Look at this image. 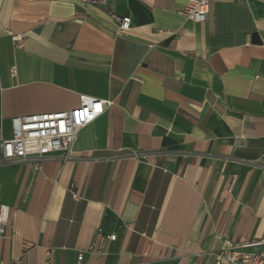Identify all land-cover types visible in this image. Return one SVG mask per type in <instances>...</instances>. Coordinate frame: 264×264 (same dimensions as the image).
Returning a JSON list of instances; mask_svg holds the SVG:
<instances>
[{
  "label": "crops",
  "instance_id": "obj_1",
  "mask_svg": "<svg viewBox=\"0 0 264 264\" xmlns=\"http://www.w3.org/2000/svg\"><path fill=\"white\" fill-rule=\"evenodd\" d=\"M208 1L195 22L187 0H0V139L13 117L112 101L67 160L0 166V264H47L46 246L54 264H212L264 239V0Z\"/></svg>",
  "mask_w": 264,
  "mask_h": 264
},
{
  "label": "built area",
  "instance_id": "obj_2",
  "mask_svg": "<svg viewBox=\"0 0 264 264\" xmlns=\"http://www.w3.org/2000/svg\"><path fill=\"white\" fill-rule=\"evenodd\" d=\"M99 2L104 0H73V2ZM209 11L208 0H187L182 14L195 22H203ZM116 24L117 32L129 29L131 19L129 16L111 14ZM14 46L21 47L25 36L11 34ZM11 73L15 68L11 67ZM112 104L111 100L99 99L88 95L79 96V105L71 110L50 113H35L16 116L11 120L12 137L0 139V166L5 163L30 161L36 170L41 168L44 158L60 153L62 160H67L75 137L80 129L94 121L101 115L106 107ZM132 155L139 159L145 155L143 152L132 151ZM123 156L112 154L111 158ZM252 165L259 167L264 182V153L252 160ZM8 205L0 203V237H4L9 219ZM116 233H101L89 246L90 251L105 252L107 242L116 240ZM257 246H263L257 249ZM54 250L51 246L44 248L47 264H54ZM82 253L78 254L77 264H80ZM9 264H23L22 259L16 258ZM127 264H145L144 261H135ZM212 264H264V239H253L235 244L225 240L222 247L213 253Z\"/></svg>",
  "mask_w": 264,
  "mask_h": 264
}]
</instances>
